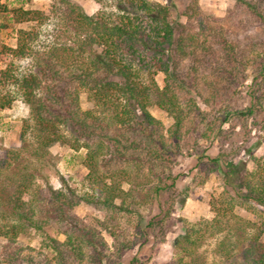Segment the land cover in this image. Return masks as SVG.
I'll return each instance as SVG.
<instances>
[{"label":"trees","instance_id":"16d2710c","mask_svg":"<svg viewBox=\"0 0 264 264\" xmlns=\"http://www.w3.org/2000/svg\"><path fill=\"white\" fill-rule=\"evenodd\" d=\"M94 1L100 9L91 15L62 1L55 11L61 24L59 39L43 49L33 47L38 38L33 28L16 29L14 46L0 45V61L5 63L0 69V110L15 100L2 92L8 85L17 89L28 108L19 136L21 150L28 149V131L34 159L41 160L55 143L83 148L91 190L67 194L47 182L38 184L21 151H7L0 160V260L7 264H121V256L137 244L144 246L149 236L160 247L176 208L189 195L188 187L177 186L172 164L185 152L186 135L196 134V120L206 125V108L222 105L239 92L238 86L248 89L249 104L232 114H264V0H234L263 28L262 50L252 54H244L210 18L200 20L197 30L191 22L198 15L197 0H184L176 15L185 23L172 17L173 0H165V5ZM48 17L42 11L0 3V31L10 24L40 26ZM24 58L31 59V68L17 74L15 61ZM247 65L254 67L250 75L245 73ZM157 73L163 75L162 87L156 83ZM152 106L170 117L167 129L150 113ZM188 124L194 126L191 132ZM208 129L215 138L216 132L209 125ZM197 134L208 139L205 128ZM204 152L194 155L196 164L216 172L222 190L210 198L211 219L174 220L180 231L172 244L174 258L165 264H206L197 251L207 237L215 238L216 264H264V164L255 159L254 169L248 171L242 160H226L220 151L211 156ZM81 203L108 214L111 225L104 228L111 245L99 228L106 221L73 212ZM239 208L254 219L237 215ZM119 218L127 219L122 229ZM129 228L140 239H131ZM27 229L45 235L44 247L51 257L45 252L22 254L18 239ZM150 251L148 258L153 260L156 255L153 248ZM127 264L142 263L135 255Z\"/></svg>","mask_w":264,"mask_h":264},{"label":"rangeland","instance_id":"374dc122","mask_svg":"<svg viewBox=\"0 0 264 264\" xmlns=\"http://www.w3.org/2000/svg\"><path fill=\"white\" fill-rule=\"evenodd\" d=\"M62 1L64 0H0V3L6 5L7 8L22 6L26 9L42 11L49 15L48 19L40 26L36 24H10L8 28L0 31V45L14 46L15 32L18 28H33L38 32V38L33 44L35 49H43L50 45L51 42L59 39L57 38V34L58 30L61 29V24L55 11L63 5ZM66 1L78 5L85 13L90 15L95 14L100 9V5L94 0ZM148 1L162 5L166 3L165 0ZM197 2L198 15L191 21L197 30L200 20L205 22V20H208L206 18H210L213 22L212 24L220 26L225 35L233 43L238 44L244 54H247L249 51L252 54L253 51L262 50L260 48V41L263 38V28L260 22L247 12L246 9L236 4L234 0H197ZM172 5V17L185 23L186 19L184 17H176L185 6L184 0H173ZM256 64L258 63L256 62ZM31 65L32 61L30 58L15 61L17 74L24 73L31 68ZM186 65L187 62L181 65L182 73L185 71ZM4 66L5 63L0 61V69ZM253 68L247 65L245 70L246 75H250L254 71ZM155 80L159 87L163 86L162 73H157ZM249 82V79L246 80L247 84ZM200 87H202V84ZM247 90L244 86H238L239 92L226 99L222 105L216 106V104L215 106L211 105L207 107V116L204 121L206 125L196 120L195 129L199 133V131L205 128L208 139L196 137L198 135L197 132L190 136L186 135L185 152L177 158L175 165L172 164V172L178 175L177 186L188 187L189 195L182 207L180 209L176 208L177 214L172 219L175 220L177 217H180L188 223H196L201 219H211L212 217V213L209 210V201L211 197H216L221 192L222 179L216 172L210 171L211 168L210 170L207 169L208 166L205 164H196L194 155L202 149L205 150V155H215L220 151L225 154L226 160L232 159L234 162L242 160L245 162L248 171L254 169L255 159H260L264 164V123L261 122L264 119V114H258L249 118L232 114L233 110L240 111L249 104ZM199 91L203 94L202 89ZM2 92H9L15 97V100L10 108L0 110V160L6 156L7 151L19 150L22 157L27 159L28 170L34 172L36 183L43 185L44 182H47L54 189L62 190L67 194L71 192L76 195L91 193L88 182L85 180L86 169L83 166L85 151L83 148L73 150L67 145L55 143L48 148L47 153H45L41 160L34 159L30 156V153L35 145L31 144L33 139L28 131L25 142L26 145H29L26 146V149H28L21 150L22 141L19 136L21 127L28 118V108L22 102L16 88L9 85L4 86ZM149 111L156 119L161 121L164 129L170 126L171 119L165 112L155 106H152ZM208 125L212 131L216 132L215 138H212ZM219 125L221 128L218 132L216 128ZM193 127V125L192 127L189 124L187 125V128H190V132ZM193 143H195V146H191ZM202 161L207 164L206 160ZM141 196V192L136 194L137 199L141 198ZM73 212L81 218L93 217L99 221H106L107 224L104 226L99 225V228L102 229L104 240L109 245L112 244V238L104 228L107 225H111L108 223L110 221L108 214L106 215L102 210L85 203L76 205L73 208ZM235 213L244 219H254L250 213L241 208L236 209ZM126 220L119 218L117 225L121 226L122 229L126 226ZM174 220L170 221L169 226H167L168 231L165 234L164 243L160 247L155 243L156 240L149 236L144 246L139 247V244H137L133 249L123 254L120 258L121 264H127L135 255L142 264H165L170 258H174L172 244L180 231L178 223ZM106 229L108 230V228ZM47 230V232H50V229ZM129 237L131 239H140L138 238L139 234L133 232L132 228H129ZM261 240L264 242V232L262 233ZM18 241L19 246L23 249V255H39L40 252H45L48 258L52 255L45 250V235L38 231L27 229L19 237ZM214 244L215 238L207 237L197 251V255L202 256L206 264H216L218 262V258L212 254ZM150 248H153L152 255H156L153 260L148 258L151 252ZM0 264L7 263L0 260ZM18 264L25 263L20 261Z\"/></svg>","mask_w":264,"mask_h":264}]
</instances>
